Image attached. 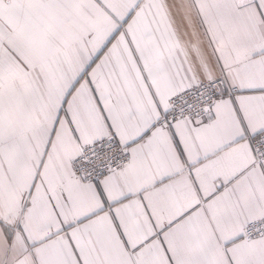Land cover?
Segmentation results:
<instances>
[{
    "label": "snow or ice",
    "instance_id": "6c2138e0",
    "mask_svg": "<svg viewBox=\"0 0 264 264\" xmlns=\"http://www.w3.org/2000/svg\"><path fill=\"white\" fill-rule=\"evenodd\" d=\"M0 264H264V0H0Z\"/></svg>",
    "mask_w": 264,
    "mask_h": 264
}]
</instances>
